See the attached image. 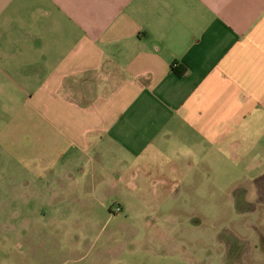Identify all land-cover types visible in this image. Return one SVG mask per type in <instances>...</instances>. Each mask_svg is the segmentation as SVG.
I'll return each instance as SVG.
<instances>
[{
    "label": "crops",
    "instance_id": "obj_1",
    "mask_svg": "<svg viewBox=\"0 0 264 264\" xmlns=\"http://www.w3.org/2000/svg\"><path fill=\"white\" fill-rule=\"evenodd\" d=\"M1 121L12 182L47 201L197 182L264 121V0H0Z\"/></svg>",
    "mask_w": 264,
    "mask_h": 264
},
{
    "label": "rangeland",
    "instance_id": "obj_2",
    "mask_svg": "<svg viewBox=\"0 0 264 264\" xmlns=\"http://www.w3.org/2000/svg\"><path fill=\"white\" fill-rule=\"evenodd\" d=\"M243 124L197 182L93 197L87 185L47 201L12 182L15 127L1 121L0 264H264V121Z\"/></svg>",
    "mask_w": 264,
    "mask_h": 264
},
{
    "label": "trees",
    "instance_id": "obj_3",
    "mask_svg": "<svg viewBox=\"0 0 264 264\" xmlns=\"http://www.w3.org/2000/svg\"><path fill=\"white\" fill-rule=\"evenodd\" d=\"M174 72H176V74H178L179 76H183L186 73L185 68H181V67H173Z\"/></svg>",
    "mask_w": 264,
    "mask_h": 264
},
{
    "label": "built area",
    "instance_id": "obj_4",
    "mask_svg": "<svg viewBox=\"0 0 264 264\" xmlns=\"http://www.w3.org/2000/svg\"><path fill=\"white\" fill-rule=\"evenodd\" d=\"M117 212L120 213L121 212V209L120 207L117 208Z\"/></svg>",
    "mask_w": 264,
    "mask_h": 264
}]
</instances>
